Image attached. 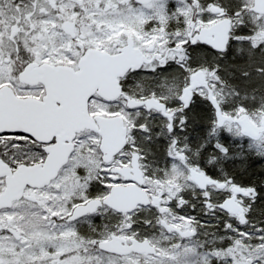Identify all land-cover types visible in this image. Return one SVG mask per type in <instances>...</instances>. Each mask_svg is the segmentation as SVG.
<instances>
[{"label":"snow or ice","instance_id":"1","mask_svg":"<svg viewBox=\"0 0 264 264\" xmlns=\"http://www.w3.org/2000/svg\"><path fill=\"white\" fill-rule=\"evenodd\" d=\"M0 264H264V0H0Z\"/></svg>","mask_w":264,"mask_h":264}]
</instances>
